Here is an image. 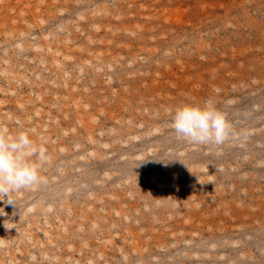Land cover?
<instances>
[{
  "label": "rangeland",
  "instance_id": "rangeland-1",
  "mask_svg": "<svg viewBox=\"0 0 264 264\" xmlns=\"http://www.w3.org/2000/svg\"><path fill=\"white\" fill-rule=\"evenodd\" d=\"M208 99L233 135L178 138ZM0 126L51 157L0 264H264V0H0Z\"/></svg>",
  "mask_w": 264,
  "mask_h": 264
},
{
  "label": "clouds",
  "instance_id": "clouds-1",
  "mask_svg": "<svg viewBox=\"0 0 264 264\" xmlns=\"http://www.w3.org/2000/svg\"><path fill=\"white\" fill-rule=\"evenodd\" d=\"M171 127L178 138L199 144L221 145L233 135L226 114L211 99L202 105L177 106ZM50 159L46 148L38 146L29 133L12 135L0 126V197L41 184L42 170Z\"/></svg>",
  "mask_w": 264,
  "mask_h": 264
}]
</instances>
